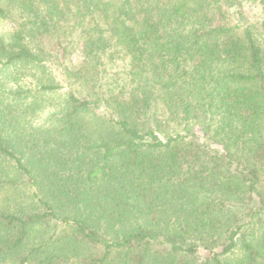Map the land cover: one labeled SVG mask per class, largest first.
I'll return each instance as SVG.
<instances>
[{
	"label": "trees",
	"instance_id": "1",
	"mask_svg": "<svg viewBox=\"0 0 264 264\" xmlns=\"http://www.w3.org/2000/svg\"><path fill=\"white\" fill-rule=\"evenodd\" d=\"M2 19L0 264H264V0H0ZM55 69L84 94L26 127Z\"/></svg>",
	"mask_w": 264,
	"mask_h": 264
},
{
	"label": "rangeland",
	"instance_id": "2",
	"mask_svg": "<svg viewBox=\"0 0 264 264\" xmlns=\"http://www.w3.org/2000/svg\"><path fill=\"white\" fill-rule=\"evenodd\" d=\"M258 11H256V9H253V13L255 15H257ZM252 13V12H251ZM253 15V16H255ZM12 23L7 20V19H2L0 20V33H8L9 31L12 30ZM81 57V51L78 49L74 52L73 54V58L74 60H77ZM35 75H31V74H27V76L25 78H23L21 80V84H25L24 86H28V87H34L35 85V82H36V77L39 76V71L35 70L34 71ZM53 76H54V79L56 81H59L58 83L61 84V87H60V90L56 93V94H53L52 96H48L46 102H45V108L43 109V111H37L36 114L34 115H26V119L25 120H28V123H26V127H33V126H40L41 124L42 125H45L44 127H48L50 128L49 124L50 123H47L49 122L48 119L51 115L52 112L54 111H58L60 105H61V101L63 102L64 98H65V94L67 91L69 90H74L75 89V92L77 94H84L82 89H78L77 87V84L76 83H73V81L71 80H63L62 79V74H59L58 71L55 69L53 70L52 72ZM46 80V79H45ZM7 82V86H10L12 85L13 86H18V85H13L11 84L10 80L6 79L5 80ZM47 105V106H46ZM52 131V129H50Z\"/></svg>",
	"mask_w": 264,
	"mask_h": 264
}]
</instances>
